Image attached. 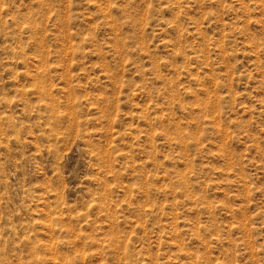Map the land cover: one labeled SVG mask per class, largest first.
I'll return each instance as SVG.
<instances>
[{
	"label": "rangeland",
	"instance_id": "rangeland-1",
	"mask_svg": "<svg viewBox=\"0 0 264 264\" xmlns=\"http://www.w3.org/2000/svg\"><path fill=\"white\" fill-rule=\"evenodd\" d=\"M0 264H264V0H0Z\"/></svg>",
	"mask_w": 264,
	"mask_h": 264
}]
</instances>
